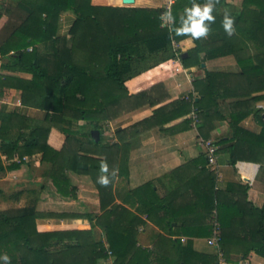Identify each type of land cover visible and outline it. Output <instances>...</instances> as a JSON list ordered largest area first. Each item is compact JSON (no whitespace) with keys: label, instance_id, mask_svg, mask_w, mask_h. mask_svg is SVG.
Listing matches in <instances>:
<instances>
[{"label":"trees","instance_id":"obj_1","mask_svg":"<svg viewBox=\"0 0 264 264\" xmlns=\"http://www.w3.org/2000/svg\"><path fill=\"white\" fill-rule=\"evenodd\" d=\"M91 1L18 2L17 8L25 15L19 17L20 23H16L8 34L0 37V54L10 61L4 64V70L28 73L32 79L25 81L3 75L0 76V87H8L14 82L11 87L22 88L23 104L34 103L36 108L46 111V117L43 124L37 123L30 127L32 119L23 114L0 111V150L6 155L11 154V159L18 153L21 159L20 162L5 165L0 154V173L19 170L27 158L41 154L42 161L51 162L60 169L66 166L74 174L93 176L103 215L98 218L89 212L81 214L82 210L79 213L81 215L63 212V207L58 201L53 208L51 205L46 207L47 203L45 208H39L41 198L33 207L0 211V256L7 254L9 257L5 264H98L109 256L114 257V264H216L217 255L200 254L190 247V243L183 245L180 240H170L166 243L177 252V259L172 260L161 255L152 263L151 253L139 246L137 241V228L145 224L144 221L129 209L115 204L112 180L115 174L112 172L107 176L102 170V165L107 164L126 174L124 168L122 169L125 162L122 158L131 146L128 142L131 138L129 136H135L130 132L138 123L118 130V142L109 146H104L102 138L95 142L92 139V130H99L102 137L104 122L115 118L117 112L123 109L126 110L124 112H131L139 107H155L161 103L159 99H152L155 86L137 95H129L125 82L134 76L136 62L145 61L147 56L163 53L166 55L164 59L175 58L172 41H182L187 32H177L186 22L189 25L191 23L188 20L189 14L177 15L179 6L192 8L196 4L212 3L214 19L205 20L204 24L209 28H217L223 39L213 44L207 57L234 55L242 72L225 74L206 71L202 78H196L193 82L197 97L191 93L182 100L160 106L154 110L151 118L140 123L148 124L154 121L157 122L155 125H165L174 119V116L170 115L163 118L171 114L169 108H181V113L187 117L183 123L189 128L194 108L200 122L199 133L204 141H208L215 129V122L225 119L221 111L222 101L228 98L238 99L231 105L233 111L228 121V135L214 140L215 144L220 146L218 152L227 154L229 164L233 167L240 161L263 165L264 119L261 116L262 110L252 107V104L264 99V94L253 95L264 92V0H243L240 8L233 13H230L227 0H177L172 8L175 22L171 29L163 26L162 9H131L117 16L113 13L111 19L105 23L104 9L93 6ZM221 8L228 10L229 13L226 12L230 16H234L232 34L223 26L224 16L217 13ZM70 10L77 14L70 31L72 47H69L67 37L57 36L60 15ZM2 17L0 12V20ZM188 35L192 33L189 32ZM42 42L54 45L55 61L47 57L41 58V54L36 51V46ZM248 43L252 47L247 46ZM249 48L256 49V54L246 57ZM75 50L85 53L87 65L84 67L74 62ZM200 50L201 46L196 41L195 48L181 54L183 64L187 67L199 65ZM12 51L14 54L11 55ZM93 61L101 63L97 71L94 68L92 71L88 70V63ZM50 65H53L56 71L59 67L65 70L51 74ZM2 94L3 92L0 95ZM250 114L262 125L260 133H254L241 126V122ZM80 121L92 127L87 143L71 136L74 132L64 127L66 122L72 124ZM56 127L65 136L61 150L48 143L51 130ZM120 141H123V144ZM21 142L24 143L20 144ZM94 152L105 155L107 159L96 158ZM114 154L118 156L119 161ZM209 167L206 156L201 155L177 170L190 171L183 182L182 190L177 189L159 198L153 185L149 183L139 190L130 191L127 196L141 203L150 221L168 231L173 230V222L178 217L186 214L180 227L184 235L191 237L212 236L216 218L220 224V245L230 261V249L234 241L244 243L242 248L245 257L250 251L264 256V206L255 207L248 201L247 184L239 187L238 192L218 190L217 175ZM102 175L107 177L108 183L100 182ZM51 181L48 187L42 188L50 198H57L56 190L64 198L75 197L73 189L68 190L65 185L60 184L62 180ZM234 194H237L238 198L234 197ZM236 214L243 217V223L238 227L234 223ZM76 216L87 217L91 221L97 218L104 231L107 247L103 241H86V233L83 231H56L38 225V220L43 217ZM74 238H77L75 244L59 246L64 239L73 242ZM1 261L2 259L0 264H4Z\"/></svg>","mask_w":264,"mask_h":264},{"label":"crops","instance_id":"obj_2","mask_svg":"<svg viewBox=\"0 0 264 264\" xmlns=\"http://www.w3.org/2000/svg\"><path fill=\"white\" fill-rule=\"evenodd\" d=\"M2 1L11 3V6L13 7L9 13L11 14V19L9 18V20H7V22L0 27V34H2L5 29L8 30L10 27V30H8L9 33L16 23H20V20H18L19 17L25 15L23 11H20L17 8L18 2L20 0ZM12 1L15 2L14 5ZM31 1L32 0H28V2ZM176 1L177 0H92L91 4L95 7L104 9L103 20L105 23L108 21V19H111L113 13H115V16H117L124 11L131 9L145 11L162 9L164 10V13H166L169 11V7L171 12L170 26H172L175 22V18L172 17V8ZM227 2L230 6V13H233V11H236L240 8L243 0H227ZM203 5L205 4H202L201 6ZM179 7L176 10L177 15L186 16L188 14L186 11L187 7ZM226 11L228 12V10ZM226 11L225 9L221 8L220 11L217 10V13H221V15L224 16ZM0 12L3 14L5 12L2 5H0ZM228 15L230 16V14ZM230 17L233 18L234 16L231 15ZM76 19L77 14L74 11L70 10L62 12L58 21L57 36L71 39L72 36L70 35V31L75 24ZM5 26H7V28H5ZM219 32L220 31L217 28L208 27V32L206 35L193 37L192 35H188L189 32H187L182 41L177 42L174 40L179 45L181 54H186L189 50L195 48L197 41L201 46V50L199 51V65L187 67L183 64L182 59L180 61H178L176 58L164 59L166 55L163 53L147 56L145 61L139 63L136 62L133 71L134 76L128 79L124 84L128 94L137 95L139 93L151 90L155 86L152 91V99H159L161 103L155 107H150L149 105L139 107L131 112H124L126 111L125 109H123V111L121 110V112L119 111V113L117 112L115 118L104 122V134L102 137L100 134V138H102L104 146H109L110 144L118 142V137L116 135L118 130L138 123L136 128L130 132L135 136H129L131 138L128 139V142L131 143V146L128 149L127 154L124 156V158H122V161L125 160L122 169L124 168L126 174L115 170V166L107 164V170L104 174L107 176L112 172L115 174V176L112 177L115 193V204L129 209L135 216L144 221L145 224L137 228V241L139 246L151 253L152 263L157 260V256L159 257L161 255L167 256L172 260L177 259V252L172 250L170 246L166 245V243H168L170 240H180L183 245L190 243V247L200 254L209 256L217 255L216 249L208 243V240L211 238V236L191 237L182 233L180 226L182 225L183 219L186 218V214H182L176 219V221L173 222V230H165L161 225H157L150 221L147 217V214L144 212L145 209L141 203L133 198H128L127 194L130 191L137 189L139 190V188H142L149 183L153 185V189L156 190L159 198L165 197L177 189L182 190L184 185L183 182L189 176L190 171L187 169H181L180 171L177 170L186 165L189 161L194 160L201 155L206 156V151L201 145L203 138L198 130L200 122L198 118L194 119V108L192 111L194 114L191 116L192 123L189 125V128H186L187 125L183 123L187 117L185 114L181 113V108H169L171 114L165 115L163 118L170 115L174 116V119L165 125H155L157 122L154 121L148 124L143 122L141 124L140 122L151 118L154 114V110L160 106L167 105L176 100H182L191 93L194 94V97H197L198 94L194 91L193 82L196 78H202L206 71L225 74H240L242 72V68L238 64L234 55H223L222 57L216 58L207 57L208 50L213 46V44L223 39ZM232 32L230 34H232ZM4 35L5 34H2V36ZM247 46L252 47L250 46V43H248ZM250 49L252 48L248 49L247 53L245 54L246 57H249L250 55L254 56L256 54V49ZM10 54H14V51H12ZM75 60H77L76 63H78V65H81L79 63L80 58ZM99 65H101L100 62H90L88 63V70L92 71L93 68L96 70ZM102 66L104 65L102 64ZM4 75H10L11 78H19L25 81L32 79L30 74L18 72V70H11L10 73L6 71L4 72ZM11 85H14V82H11ZM11 85L8 87H0L1 92L4 93L1 95H4V97H1L0 99V103H2L0 111L7 113L19 112L24 116H28L25 114L27 109L30 107L27 105H22V88H20V86L11 87ZM6 91L8 93L7 95H5ZM263 94L264 92L257 94L255 93L253 95ZM124 95L126 97V94ZM237 100L238 99L228 98L225 101H222L221 111L225 116V119L215 122V129L211 133V140L214 141L218 138V140H220L228 135V121L230 119V114L233 111L231 105ZM18 102L21 104L22 108L20 107V111H15L13 109L16 106L15 104H18ZM253 106L262 110L261 116L263 117L264 99L257 101L255 104L253 103L252 107ZM241 126L254 133H260L262 131V125L253 114L247 116L241 122ZM64 141L65 136L57 129V127L53 128L51 130L48 143L55 149L61 150ZM120 143L123 144V141H120ZM218 147L220 150V146ZM94 154V156L100 160L107 159L105 155L102 156L95 152ZM37 156H39V158L36 159L35 157ZM35 157H31L30 160L27 159L25 164L34 162L40 168L45 167L40 165V155H35ZM114 157L116 160H118V156L114 154ZM47 166L50 167V164L47 163ZM209 168H211V170L217 175L218 190L224 192H238L239 187L247 184L249 186V190L247 192L248 201L251 202L255 207L261 208L264 206V164L261 165L253 162L240 161L233 167L229 164V158L227 154L219 151L217 153L216 165ZM21 169L22 168H20L19 171H21ZM61 169H63V167H61ZM58 175V182L62 180L60 184L65 185L68 190L73 189V194L75 197L64 198L60 196L54 186L57 198L54 200L50 198L42 188L43 186L48 187L49 184H51V178H48L45 182H43V179L40 182L28 181L30 185L25 183L24 186H26V188L39 187L36 190L39 192L41 198L39 208H45L44 205L46 203V207L51 205V208H53L55 207V202L58 201L59 205L63 207V212L73 214L75 213L78 215L89 212L95 216H98V218L103 215L100 208V199L98 195L99 192L93 176H90L92 178L91 180L90 177L74 174L68 169H65V171L61 170ZM147 191L149 192V190ZM235 196L238 198L237 194H234V197ZM38 202L39 201H37L36 204H38ZM80 211L82 212L81 214H79ZM234 220L235 226L237 227L243 223V217L239 214L234 215ZM38 225L40 227L52 228V230L56 231H83L86 233L85 240L94 243L99 242L97 241L98 238L102 237V241L107 247L104 231L99 226V221H97V218H94V220L91 221L89 218L82 216L65 218L43 217L38 220ZM76 242L77 238H74L73 242L72 240L64 239L63 242L59 243V246H63L65 244H75ZM234 242L232 243L230 249V257H232V261H243L245 264H264L263 255L256 253V251H250L245 257L242 248L244 243L242 241ZM55 243H57L56 240ZM112 258L113 256H109L106 259H102L103 261H100H102V264H114V260ZM235 258L240 259L233 260Z\"/></svg>","mask_w":264,"mask_h":264},{"label":"rangeland","instance_id":"obj_3","mask_svg":"<svg viewBox=\"0 0 264 264\" xmlns=\"http://www.w3.org/2000/svg\"><path fill=\"white\" fill-rule=\"evenodd\" d=\"M12 3H13V5L15 4L14 1H12ZM0 5L3 6V9L5 11L4 14L2 13L3 17L0 20V27H1L7 22V20H9V18L11 19V14H9V13H10L13 6H11V3H8V2L2 1V0H0ZM162 18H163V16H162ZM162 21H163V19H162ZM163 25H165V24H163ZM171 28H172V26H170V29ZM7 33H8V30H6V29H5V31L2 32V34H5V35ZM2 34H0V37H3ZM1 39L2 38H0V40ZM67 39L69 41L68 42L69 47L73 46L72 40L69 38H67ZM46 45H48V46H46ZM30 48L32 49V47H30ZM34 49H35V46H34ZM36 51H38V53L41 54V56H42L41 58L47 57L49 59H52V61H55V56H54L55 49H54V45H52V43H43V42L41 44L39 43L36 46ZM78 51L79 50H77L76 53H73V60L75 62H77V60H75V59L80 58L79 63L81 64L82 67H84L86 65V62H87L86 55L82 51H79V52ZM75 54H76V56H75ZM8 61H9V59H7V57H3L0 54V76H3L4 72H6V71H8V73L11 72L9 70L3 69L4 64H6V62H8ZM59 68L60 69L58 71H56L55 67L53 65H50L49 72L51 74H56L58 72L61 73L63 70H65V69L61 70V67H59ZM0 94H1V88H0ZM7 94L8 93L6 91L5 95H7ZM1 97H4V95L3 96L0 95V99H1ZM15 105L16 106L13 110L20 111V109L22 108L21 104L18 102V104H15ZM22 105H24V104L22 103ZM27 106L30 108L27 109V112L25 115L30 116V117H28V116H26V117L29 119H32L30 127L34 126L37 123L43 124L45 122L46 111H43L40 108H36L34 103H31V105H27ZM0 107H2V103H0ZM0 121H1V118H0ZM64 127L71 129L74 132V134L71 136H73L74 138H76L80 141H85V143H87L88 134H89L90 130L92 129L90 127V125H88L84 121L79 122V124H77V123L70 124L69 122H66L64 124ZM23 143L24 142H21L20 144H23ZM0 154H1V160L3 161V163L5 165H9L12 162H20V160H21L18 153H15L14 156L12 157V159H11V154L6 155L5 153H2L1 150H0ZM35 155H40V165L45 166L46 168L45 167L40 168V167H38V165L36 163L31 162L29 164H22L21 168L23 170L21 169V171L15 170V171H8V172L2 173V174L0 173V211H16V210H21V209L26 208V207L35 206L36 202L40 198L39 192L36 191L39 187L38 188H36V187L26 188V186H24V184L27 183L28 185H30L28 181L40 182L43 179V182H45L48 178H51L52 180L59 178V175L57 172L58 166H55L51 162L42 161L41 154H35ZM35 155H33L31 157H35ZM31 157H29V159L28 158L27 159L30 160ZM35 158L37 159V158H39V156H37ZM35 158H33V159H35ZM47 163L50 164V167L47 166ZM65 169H68V168L65 167L63 169H60V171L61 170L65 171ZM87 177H90V176H87ZM91 180H92V178H91ZM97 241L102 242V237L98 238ZM112 259L115 260L114 257ZM239 259L235 258L233 260H239ZM2 261L4 264L8 262V261H4V260H2ZM102 261H100L98 264H102Z\"/></svg>","mask_w":264,"mask_h":264},{"label":"clouds","instance_id":"obj_4","mask_svg":"<svg viewBox=\"0 0 264 264\" xmlns=\"http://www.w3.org/2000/svg\"><path fill=\"white\" fill-rule=\"evenodd\" d=\"M212 9L213 4L207 3L203 6L196 4L192 8H187L186 11L188 12V20L191 21L190 25L186 22L185 27L178 30L177 34L184 33V32H190L192 33L193 37H200L203 35H206L208 32V26L204 24L205 20L212 21L214 19V16L212 15ZM163 15H169L171 16V12H166ZM233 20L228 15L227 12H225L224 20H223V26L224 28L229 32V34L232 32L233 28ZM102 170H107V165H102ZM101 183H108V179L106 176H102L99 178ZM0 259L4 261H8L9 257L7 254H4L0 256Z\"/></svg>","mask_w":264,"mask_h":264},{"label":"built area","instance_id":"obj_5","mask_svg":"<svg viewBox=\"0 0 264 264\" xmlns=\"http://www.w3.org/2000/svg\"><path fill=\"white\" fill-rule=\"evenodd\" d=\"M168 10L170 11V8L168 7ZM168 11V12H169ZM163 26H166L170 28L171 18L169 15H163ZM173 51L175 53V58L180 61L181 60V52L179 45L173 40L172 41ZM194 114V113H193ZM197 118V115L194 114V119ZM201 145L205 149L206 158L208 160V164L210 167H213L217 163V153L219 150V147L215 144L213 140L208 141H201ZM209 245L213 246L217 251V261L216 264H245V262H234L227 259L224 251L221 248L220 245V224L218 220L215 218L214 220V226H213V232L211 238L208 240Z\"/></svg>","mask_w":264,"mask_h":264},{"label":"water","instance_id":"obj_6","mask_svg":"<svg viewBox=\"0 0 264 264\" xmlns=\"http://www.w3.org/2000/svg\"><path fill=\"white\" fill-rule=\"evenodd\" d=\"M263 118H264V116H263ZM92 139L95 142H99V140H100V132L98 130L92 131Z\"/></svg>","mask_w":264,"mask_h":264}]
</instances>
